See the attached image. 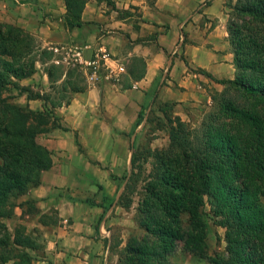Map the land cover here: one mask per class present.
Returning <instances> with one entry per match:
<instances>
[{"label":"trees","instance_id":"trees-1","mask_svg":"<svg viewBox=\"0 0 264 264\" xmlns=\"http://www.w3.org/2000/svg\"><path fill=\"white\" fill-rule=\"evenodd\" d=\"M63 2L64 27L84 25L87 0ZM225 6L234 76L215 79L223 88L211 91L210 107L197 126L164 114L170 148L158 157L157 174L139 203L137 223L143 233L128 239L117 264H172L170 255L179 244L209 264H264V0H226ZM53 58V50L43 47L35 34L0 22V264H32L30 250L41 247L24 225L12 234L3 219L13 214L11 200L39 184L52 165L50 150L36 138L62 128L54 109L87 87L77 63L64 68ZM37 63L46 64L54 95L15 82L36 72ZM145 69L144 58L132 55L122 88H131ZM10 84L26 93L27 100L42 99L46 111L7 102L1 92ZM141 119L140 110L136 123ZM19 206L22 214L38 212L32 200ZM206 206L213 223L224 228V255H206ZM45 216L39 217L42 224H48Z\"/></svg>","mask_w":264,"mask_h":264},{"label":"crops","instance_id":"crops-1","mask_svg":"<svg viewBox=\"0 0 264 264\" xmlns=\"http://www.w3.org/2000/svg\"><path fill=\"white\" fill-rule=\"evenodd\" d=\"M112 1L117 10L107 0H87L82 12L85 24L66 29L63 0H0V21L35 34L43 47L53 50L52 62L56 64H62L56 52L67 48L86 62L92 60V54L104 56L107 69L115 71L122 63L106 55L129 44L128 55L141 56L146 62L144 76L132 82L131 88L121 90L119 83L106 77L75 92L67 105L56 109L67 130L57 127L45 133L41 144L50 150L52 165L42 172L39 184L19 197L20 202L32 200L38 208L37 213L19 218L23 224L30 221L26 232L41 245L30 250L32 264H117L109 226L112 213L120 207L115 204L114 183L104 167L126 153L112 144L113 133L86 130L89 118L116 121L126 106L137 115L147 103L151 107L157 103L169 105L173 116L186 121L210 106L212 90L223 88L215 79L234 76L226 0ZM41 65L45 68L46 64L37 63L36 72L24 79L39 74ZM42 73L41 83H49L45 69ZM94 143L104 148V154L90 150ZM79 147L85 148V154ZM124 159L125 163L129 160ZM94 182L111 186L100 193L82 189ZM66 185L69 189L59 188ZM22 211L21 207L19 213L14 209L17 214L22 215ZM42 214L47 215L44 219L48 224L40 222ZM52 214L58 219L56 224L49 218Z\"/></svg>","mask_w":264,"mask_h":264},{"label":"rangeland","instance_id":"rangeland-1","mask_svg":"<svg viewBox=\"0 0 264 264\" xmlns=\"http://www.w3.org/2000/svg\"><path fill=\"white\" fill-rule=\"evenodd\" d=\"M109 1L113 2L112 0ZM232 1L234 2L235 0ZM224 11H229L226 6L224 7ZM131 47L132 46L129 44L125 48L118 51V53H108L106 56L118 59V61L122 63L121 65L126 68V66L130 64L131 57L133 55H128ZM56 56L62 61L64 68L69 66L73 67V62L79 65V68L81 69L80 71H82L84 76L82 78V85H93L95 83H99L100 81H104L106 77L114 83H119L121 88H118L121 90L123 89L122 85L127 83V71L122 72L118 76L110 74L106 65L103 63L104 56L98 57L92 54V60L86 62L85 60H81L80 55H72V52L67 48L56 52ZM43 69L44 66L41 65L38 68L39 74H35V76L31 77L29 80H15V82L19 85L29 87L33 92L42 91L54 95L55 91L49 88V83H41ZM26 80L27 82H23ZM12 85L13 84H10L1 92V97H5L7 102L9 101L19 106L28 105L29 108L33 110H39L42 112L46 111L48 104H46L42 99H30L31 101L28 102L26 93L19 89H15ZM153 104L154 105L151 107V104L147 103L140 109L142 119L139 123H136L137 115H134V110L130 109L129 106H126L124 114L116 121L110 120L107 122L105 120L89 118L86 125H84L85 129L88 131L93 128H97L102 132L106 130L110 135L113 133L115 138L112 144L117 146L119 149L122 148L126 153V155H124V153L119 154V158L114 162L109 160L104 167V169H106L105 172L110 176L109 181L114 183L112 184L114 188L113 192L115 193L114 195H117L114 199V201H116L115 204L120 207L112 213L114 217L110 221L109 226L112 232L111 241L117 254L124 249L128 239L137 238L143 233V230L137 223V220L139 219V203L143 197L147 183L153 181L157 174V165L159 161L158 157L160 155H164V153L170 148V141L168 137L169 122L164 114L172 117L171 107L169 105H161L157 103ZM208 108H203L197 117H190V119L186 120V122L191 126H197L203 112ZM56 109H54V113L57 116L56 122L61 125V118L58 114H56ZM160 111L163 112V115L159 114ZM62 128L66 127L62 126ZM45 133L37 136L36 140L39 143H41V140L46 136ZM115 133L119 136H116ZM88 138L89 136H87V139ZM84 142L85 147L88 148L89 146L85 140ZM130 145H133V149H130ZM90 146H92L90 150L95 149L97 152H102V154H104V148L100 147L98 143H94ZM78 149L85 154V148L79 147ZM125 157H128L129 159L126 163L124 159ZM92 162L95 164L94 161ZM106 186L111 185L94 182L90 186L83 185L82 189L87 187V189H85L88 191L96 189V193H100ZM66 187L69 189V186L67 185L59 188L64 189ZM77 187L80 186L77 185ZM19 197L11 200L13 204V214L3 219V222L12 234L18 225H24L25 227L30 225V221L25 222V224L19 221V218L24 215L17 214L20 210L19 203L21 200ZM14 209L17 213L14 212ZM208 210V206H206L203 213L205 223L204 227L206 228V255L221 256L225 253L224 228L213 223V217L209 214ZM186 217L187 216H184L185 219ZM49 218L51 220L56 219V215L52 214ZM121 243H123L122 247H120ZM170 261L172 264H209L205 258H199L184 249L182 244H179L177 250L170 255Z\"/></svg>","mask_w":264,"mask_h":264},{"label":"built area","instance_id":"built-area-1","mask_svg":"<svg viewBox=\"0 0 264 264\" xmlns=\"http://www.w3.org/2000/svg\"><path fill=\"white\" fill-rule=\"evenodd\" d=\"M54 50L57 51V48L54 49ZM124 71H125V67L123 65H119V66H117V68L115 69V71H109V72H110V74H113L115 76H118L119 74H121Z\"/></svg>","mask_w":264,"mask_h":264}]
</instances>
